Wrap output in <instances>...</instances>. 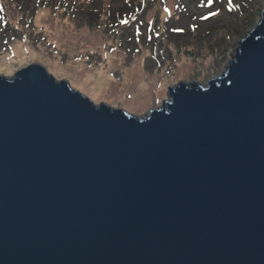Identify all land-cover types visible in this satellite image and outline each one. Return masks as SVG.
Wrapping results in <instances>:
<instances>
[{
  "label": "water",
  "instance_id": "1",
  "mask_svg": "<svg viewBox=\"0 0 264 264\" xmlns=\"http://www.w3.org/2000/svg\"><path fill=\"white\" fill-rule=\"evenodd\" d=\"M237 44L143 116L0 75V264H264V7Z\"/></svg>",
  "mask_w": 264,
  "mask_h": 264
},
{
  "label": "rangeland",
  "instance_id": "2",
  "mask_svg": "<svg viewBox=\"0 0 264 264\" xmlns=\"http://www.w3.org/2000/svg\"><path fill=\"white\" fill-rule=\"evenodd\" d=\"M183 1L191 16L179 12L175 0H167L171 12L161 30L149 31L145 20L156 16L157 6L139 16L138 29L118 35L80 28L61 16L53 31L49 18L38 23L29 11L20 18L9 9L6 16L0 14V75L11 76L19 67L38 62L96 104L148 114L168 99V86L179 81L205 85L222 74L237 42L253 29L264 7V0ZM41 25L48 27L46 32ZM180 28L184 36L179 37Z\"/></svg>",
  "mask_w": 264,
  "mask_h": 264
},
{
  "label": "trees",
  "instance_id": "3",
  "mask_svg": "<svg viewBox=\"0 0 264 264\" xmlns=\"http://www.w3.org/2000/svg\"><path fill=\"white\" fill-rule=\"evenodd\" d=\"M114 2L118 4L114 5ZM175 3L179 12L190 14L183 0H175ZM157 6H159L158 9H156ZM154 8L156 16L145 19L149 24V31L156 30L155 28L161 30L162 22L169 19L167 13L170 14L171 11L167 8V0H39L37 4H31L30 0H0V14L3 13L6 16L7 10L14 9L21 14V18L29 11L31 16L33 15L31 20L36 19L38 23L42 18H49L53 31L57 30L59 16H61L73 19L77 27L90 28L93 31L102 30L105 34L116 35L124 29L135 28L137 26L135 22L140 18L139 16ZM190 18L193 20V17ZM7 22L10 23L9 19ZM162 27L164 28V25ZM40 28H43L45 32L48 29L44 25ZM183 32V28H180L178 36H184L180 35ZM139 34L142 35L143 32L140 31ZM154 35L159 36V32ZM109 37L111 39V36ZM179 37L175 42H178Z\"/></svg>",
  "mask_w": 264,
  "mask_h": 264
}]
</instances>
